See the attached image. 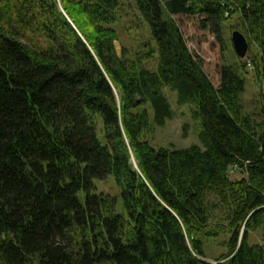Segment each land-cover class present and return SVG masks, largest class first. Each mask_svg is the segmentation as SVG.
<instances>
[{"label": "trees", "instance_id": "1", "mask_svg": "<svg viewBox=\"0 0 264 264\" xmlns=\"http://www.w3.org/2000/svg\"><path fill=\"white\" fill-rule=\"evenodd\" d=\"M126 6L151 40L120 60ZM235 15L260 51L261 123L244 111L246 65L224 61L216 87L175 19L201 17L225 51ZM165 88L202 146L143 138L175 117ZM108 175L124 213L96 193ZM221 235L217 264H264V0H0V264H211L203 239Z\"/></svg>", "mask_w": 264, "mask_h": 264}, {"label": "rangeland", "instance_id": "2", "mask_svg": "<svg viewBox=\"0 0 264 264\" xmlns=\"http://www.w3.org/2000/svg\"><path fill=\"white\" fill-rule=\"evenodd\" d=\"M128 3L126 2V4ZM175 19L181 28L190 51L193 54H200L204 58V70L216 87L220 84V66L224 61L228 64L240 62L246 65V73L244 74L246 86L242 95L244 111L253 121L261 123L263 77L257 72V65L252 62L253 58H260V51L250 36L243 31L239 16L235 15L223 24L225 51H222L213 33L202 27L201 17L182 16ZM116 28L121 35L122 49L124 46L131 53L135 52L144 41L151 40L149 29L138 16L135 8L128 9L127 6L125 7ZM235 30L241 31L250 44L248 55L243 60L238 58L234 51L232 33ZM164 92L175 112V117L169 120L164 127L152 126L151 130L143 135V138L155 149L173 150L189 148L193 145L202 146L199 140L200 127L192 118L191 105L180 107L177 104V92H173L168 88H165ZM99 136L102 137L101 128H99ZM230 177L232 180H240L243 175L240 171H236ZM95 185L97 194H105L116 198L118 201L117 212L119 214L124 213L122 188L113 175H108L103 180H96ZM79 198L84 203L85 193L81 192ZM228 239V235H221L219 238H204L205 258L202 259H205L208 263H217V259L228 253V248L224 246V242ZM249 243L251 245L262 244V230L251 233Z\"/></svg>", "mask_w": 264, "mask_h": 264}, {"label": "water", "instance_id": "3", "mask_svg": "<svg viewBox=\"0 0 264 264\" xmlns=\"http://www.w3.org/2000/svg\"><path fill=\"white\" fill-rule=\"evenodd\" d=\"M61 10L63 11L62 8ZM232 43H233L234 51L237 57L240 58L241 60L245 59L250 49V44H249L247 37L241 31L235 30L232 33ZM115 50H116V53L119 59L122 60V47H121L120 42H115ZM132 161L134 163L135 168H137V164L133 156H132ZM202 260L207 262L205 259H202ZM211 264H214V263L211 262Z\"/></svg>", "mask_w": 264, "mask_h": 264}, {"label": "built area", "instance_id": "4", "mask_svg": "<svg viewBox=\"0 0 264 264\" xmlns=\"http://www.w3.org/2000/svg\"><path fill=\"white\" fill-rule=\"evenodd\" d=\"M236 171H239V168L235 165V166H232L231 169L229 170V173L230 175Z\"/></svg>", "mask_w": 264, "mask_h": 264}]
</instances>
